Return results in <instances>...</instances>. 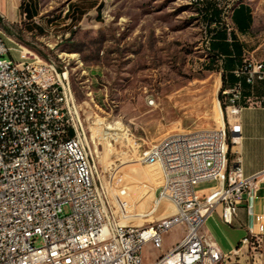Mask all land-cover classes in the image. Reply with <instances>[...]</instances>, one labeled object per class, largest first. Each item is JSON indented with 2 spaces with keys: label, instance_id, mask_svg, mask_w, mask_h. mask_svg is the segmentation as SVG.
<instances>
[{
  "label": "built area",
  "instance_id": "built-area-1",
  "mask_svg": "<svg viewBox=\"0 0 264 264\" xmlns=\"http://www.w3.org/2000/svg\"><path fill=\"white\" fill-rule=\"evenodd\" d=\"M4 22L1 16L0 264H144L148 243L160 251L151 264L237 259L240 246L224 252L205 222L220 207L222 221L231 225L263 180L262 173L245 175L240 161L230 163L229 152L241 132L242 109L264 108V96L251 100L241 80L249 86L264 81V59L245 56L234 69L240 80L224 89L218 101L222 123L169 134L139 155L140 163L161 168L158 200H169L174 212L135 225L124 221L111 194L110 175L98 169L65 68L8 35ZM209 40L210 35L208 45ZM206 181L216 183L195 188ZM246 207L251 224L241 244L255 258L262 236L253 231L254 206ZM178 225L184 227L182 238L165 250V234Z\"/></svg>",
  "mask_w": 264,
  "mask_h": 264
},
{
  "label": "rangeland",
  "instance_id": "rangeland-1",
  "mask_svg": "<svg viewBox=\"0 0 264 264\" xmlns=\"http://www.w3.org/2000/svg\"><path fill=\"white\" fill-rule=\"evenodd\" d=\"M25 1L37 14L30 17L22 6L17 21L5 20V32L67 71L98 169L110 175L124 221L144 225L171 214L169 200L156 205L161 168L140 163L139 155L169 134L220 124V61L207 41L217 25L208 9L220 10L218 26L233 29V8L250 5L257 44L264 39V0H22V5ZM183 234L181 225L172 228L164 247ZM159 254L148 243L144 264Z\"/></svg>",
  "mask_w": 264,
  "mask_h": 264
},
{
  "label": "crops",
  "instance_id": "crops-1",
  "mask_svg": "<svg viewBox=\"0 0 264 264\" xmlns=\"http://www.w3.org/2000/svg\"><path fill=\"white\" fill-rule=\"evenodd\" d=\"M236 5L231 13V20L234 25L232 31H224L220 38L226 43L227 51L221 53L220 61L221 74H232L227 86L234 84L238 78L233 70L241 60L253 57L258 60L264 59V39H258L253 34L254 15L248 4ZM22 6L25 13L30 17L37 14L35 5L31 2L24 3L22 0H0V17L9 22H15L21 15ZM216 39V38H215ZM235 48V50H234ZM215 52V51H212ZM227 61V62H225ZM67 72V71H66ZM245 87V95L251 100L260 101L264 96V81H257L249 86L241 78ZM218 120L222 123L219 106H216ZM241 132L238 133L237 142H232L229 152V162L240 161L245 175L262 173L263 180L259 183L256 193L247 197L238 209V214L231 225L224 223L221 219V208L218 207L205 222V229L216 239L224 252L239 249L237 259L221 264H264V108L261 105L244 107L240 113ZM246 204H252L255 211L253 231L262 236V244L258 255L253 258L250 255L248 246L241 244L242 239L249 233L251 217L248 214ZM174 212V206H173ZM172 212V213H173ZM171 247V246H170ZM165 248V250L169 249Z\"/></svg>",
  "mask_w": 264,
  "mask_h": 264
},
{
  "label": "trees",
  "instance_id": "trees-1",
  "mask_svg": "<svg viewBox=\"0 0 264 264\" xmlns=\"http://www.w3.org/2000/svg\"><path fill=\"white\" fill-rule=\"evenodd\" d=\"M239 6H241V4H239ZM209 11L207 12L208 14V17H209V20L211 21H214V25H217L216 28L213 30V31H210V40H209V49L211 51H215L213 52V54L219 58V59H222L221 57V53H224L227 51L226 49V43L223 39L220 38V35L222 32L228 30V31H232L228 29V27L224 26V25H219L218 26V23H221L220 20H219V16H220V10L217 9V8H212V9H208ZM236 9L233 8V11H235ZM216 38V39H215ZM235 50V48H234ZM227 62V61H225ZM242 62V60H241ZM240 62V63H241ZM239 63V64H240ZM238 64V65H239ZM236 65V67L238 66ZM235 67V68H236ZM234 68V69H235ZM234 71V70H233ZM234 73V72H233ZM232 78V74H228V75H225L224 73H222V87H221V92L226 89L227 87V83L229 82V80ZM239 78V77H238ZM221 96V95H220ZM219 96V97H220ZM222 98H223V95H222Z\"/></svg>",
  "mask_w": 264,
  "mask_h": 264
},
{
  "label": "bare ground",
  "instance_id": "bare-ground-1",
  "mask_svg": "<svg viewBox=\"0 0 264 264\" xmlns=\"http://www.w3.org/2000/svg\"><path fill=\"white\" fill-rule=\"evenodd\" d=\"M66 75L68 76L67 72L65 71ZM3 175H4V167L0 164V184L2 182L3 179ZM160 201L157 199L156 205L158 207Z\"/></svg>",
  "mask_w": 264,
  "mask_h": 264
}]
</instances>
